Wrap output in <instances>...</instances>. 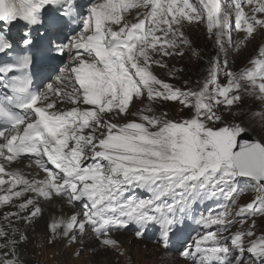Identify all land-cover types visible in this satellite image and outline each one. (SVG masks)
<instances>
[{"label":"snow or ice","instance_id":"obj_1","mask_svg":"<svg viewBox=\"0 0 264 264\" xmlns=\"http://www.w3.org/2000/svg\"><path fill=\"white\" fill-rule=\"evenodd\" d=\"M185 21L205 22L219 50L197 88L176 87L153 70L191 51ZM233 26L245 44L264 33V0H0V54H16L0 66V89L11 92L0 93V186L10 181L0 206L15 209L0 219V264H25L18 246L29 236L14 221L35 223L41 201L56 197L80 211L51 220L48 246L67 247L90 230L101 247L126 255L112 233L134 228L143 240L155 228L167 249L195 205L222 200L199 220L218 227L181 255L192 264H264V235L255 230L264 219V142L247 139L248 127L235 120L243 92L264 100V46L249 67L230 70ZM37 57L63 65L42 91L32 90L29 75ZM165 102L186 117L157 112ZM256 115L264 125V110ZM246 193L250 202L240 205Z\"/></svg>","mask_w":264,"mask_h":264},{"label":"rangeland","instance_id":"obj_2","mask_svg":"<svg viewBox=\"0 0 264 264\" xmlns=\"http://www.w3.org/2000/svg\"><path fill=\"white\" fill-rule=\"evenodd\" d=\"M190 2L196 3L197 0H190ZM131 11L134 12L136 10ZM125 15H127V13H125ZM129 19H131V17ZM182 30L184 35L191 42V51L185 50L186 54L183 57H165L164 60L168 64L169 69L175 71V66L177 62L180 61L179 59L186 57L187 61L191 58L190 54L194 52V49H198V51L204 54L202 60H204V68L207 69L209 60L214 58L219 50L215 44L214 37L210 38L209 36L206 23L203 21L199 23L196 21H193L192 23L185 21ZM157 35H159V33H157ZM242 37L243 33L236 31L233 26L231 29V43H226L225 45L227 50L228 67L230 70L237 73L249 67V61L257 56L258 48L264 46V33L257 34L255 39L247 41L246 44L241 42ZM225 39L227 40V36ZM219 55L221 60H223L224 53H219ZM156 58L159 59V57ZM191 67L192 62L190 63L189 69ZM169 69H161L153 66L154 73L160 79L178 87L180 82L175 81L178 84L176 85V83L171 81L172 79L170 80L172 76H169ZM220 79L224 82L223 74H221ZM242 96L243 101L236 109H238L239 112L244 110V112L239 114L236 113L235 120L237 122H243L244 125L248 127V132L251 133L257 141L264 142V125L260 123L259 117L256 115L260 111L264 110V100L259 99L257 95L251 91L243 92ZM142 107H144V105L136 102V108ZM154 107L157 112H167L168 116L174 120H181L187 115L186 110L182 111L178 104H173L172 102H165ZM132 110L135 111L136 109L134 108ZM128 119H135V117H128ZM120 122L122 123L123 121L121 120ZM241 187H244V185H241ZM250 199V195L246 193L239 198L238 203L243 205L250 202ZM224 203L225 202L222 200L209 201L208 206L205 208H198L197 205H195L188 216L183 219L182 225H178L177 228L174 229L172 243L167 249L155 242L159 235L155 228H150L146 238L143 240L136 239L134 235V228H130L132 229L130 233H124L122 231L112 233L114 238L121 237L129 240L127 243H121L123 251L126 255H120L119 251L106 250L99 245L98 241H96L97 246L95 245V247L91 249L85 245V243L81 242L78 236V241L76 243H70L68 247H61L58 259H56L51 255V251L44 247L47 246L49 248L46 239L43 246H41L39 238H33L30 243H27L28 247L31 248L28 249L27 262L28 264H46L44 263L46 261L50 264H71V261L69 260L73 258L75 260L73 264H138V258H141L142 263L140 264H192L190 260H186L181 255V252L184 250V246L194 243L195 239L202 235L205 231L215 230L218 227L214 226L213 229H205L201 226L199 220L202 215L207 216L210 209L213 214L220 210L219 206ZM250 223L251 219L243 225L236 223L230 228L229 232L224 233V235H230L241 227L246 229ZM255 230L257 237L264 235V219L259 217L256 218ZM57 243H59V241ZM57 243L50 247H56ZM77 244L79 245L78 248H71V246ZM41 248L42 251L40 250ZM81 249L85 250L81 253V255L77 256L76 253ZM161 249L164 250V256L160 258V261H155L156 259L152 257L151 251L153 250L157 252ZM123 258H125L126 261Z\"/></svg>","mask_w":264,"mask_h":264},{"label":"bare ground","instance_id":"obj_3","mask_svg":"<svg viewBox=\"0 0 264 264\" xmlns=\"http://www.w3.org/2000/svg\"><path fill=\"white\" fill-rule=\"evenodd\" d=\"M132 10H135V9H132ZM129 18H130V16H129ZM21 26H23V25L21 24ZM15 31H16V29L14 28L13 32H15ZM17 33H19V32H17ZM11 167H13V168L19 167L26 174L32 173V169L26 168L25 164H23V163L15 162L11 165ZM6 178H8V177L6 176ZM7 187H8V183L6 185L0 186V195L6 194L4 192V189H6ZM41 203H42V207H43V215L35 223L29 225V224H26L22 221H20V222L14 221L16 227H19L22 232H26V234L29 236L28 242L22 243L21 245L18 246V251L21 253L22 259L24 260L25 264H28V262H27L28 249H31L28 247L27 243H30L31 240H33V238H36V239L39 238L41 234H43L45 236V239H46V237L48 235L47 226L53 218H60L62 216L66 217V216L72 214L73 212L80 211V209L78 207L73 208V207L69 206L66 201L61 200L59 197H56L53 201H41ZM5 211H15V209L10 204L5 205V206H0V219L3 218V214ZM78 236H79V234H78ZM79 239L81 242L85 243V245H87L91 249L93 247H95V245L97 246V243H96L97 240L94 238V236L92 235V233L90 231H87L83 237L79 236ZM115 239L120 241V243L129 242V240L126 238L117 237ZM78 246H79L78 244L73 245V246H71V248L72 249L78 248ZM44 247L47 250L51 251L52 256H54L56 259H58V255H59L60 249L62 247V244L60 242L57 243L56 247H50V246H49V248L47 246H44ZM42 248L40 249L41 251H42ZM151 253H152V257H154V259H156L155 261H160V258L162 256H164V250H162V249L160 251H157V252L152 250ZM123 259L125 260V258H123ZM69 261H71V264H73L75 260L73 258H71ZM138 262H139L138 264L142 263V259L138 258ZM44 263L50 264L47 261Z\"/></svg>","mask_w":264,"mask_h":264},{"label":"trees","instance_id":"obj_4","mask_svg":"<svg viewBox=\"0 0 264 264\" xmlns=\"http://www.w3.org/2000/svg\"><path fill=\"white\" fill-rule=\"evenodd\" d=\"M194 53H198L199 57L197 58V56L194 55ZM190 56L191 58H189L187 61H186V57L179 59L180 61L177 62L175 66V71L180 69H183V71H178V74L170 78V80L172 79L171 81L174 83H176L175 81L180 82L179 85L176 83L178 87L181 88L185 87V81H187L188 82L187 87L197 88L199 87V84L197 82L202 81L203 77L206 74L207 69L204 68V60H202L204 54L198 51V49H194V52H192ZM191 62H192V67L189 69ZM235 112L239 114V113H243L244 110L239 112V110L236 109ZM232 119L233 117L231 115L225 113L226 121Z\"/></svg>","mask_w":264,"mask_h":264},{"label":"water","instance_id":"obj_5","mask_svg":"<svg viewBox=\"0 0 264 264\" xmlns=\"http://www.w3.org/2000/svg\"><path fill=\"white\" fill-rule=\"evenodd\" d=\"M247 139H249V140H252V141H257L253 136H252V134L251 133H247V137H246Z\"/></svg>","mask_w":264,"mask_h":264}]
</instances>
